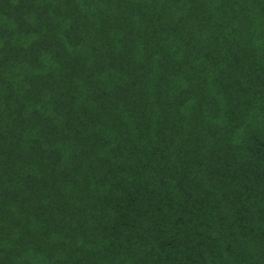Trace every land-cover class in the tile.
I'll list each match as a JSON object with an SVG mask.
<instances>
[{
    "label": "trees",
    "instance_id": "1",
    "mask_svg": "<svg viewBox=\"0 0 264 264\" xmlns=\"http://www.w3.org/2000/svg\"><path fill=\"white\" fill-rule=\"evenodd\" d=\"M0 264H264V0H0Z\"/></svg>",
    "mask_w": 264,
    "mask_h": 264
}]
</instances>
